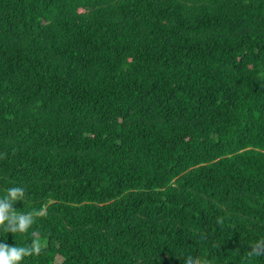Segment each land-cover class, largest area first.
Segmentation results:
<instances>
[{"label": "trees", "instance_id": "16d2710c", "mask_svg": "<svg viewBox=\"0 0 264 264\" xmlns=\"http://www.w3.org/2000/svg\"><path fill=\"white\" fill-rule=\"evenodd\" d=\"M12 187L20 264H264V0H0Z\"/></svg>", "mask_w": 264, "mask_h": 264}, {"label": "clouds", "instance_id": "9594fccd", "mask_svg": "<svg viewBox=\"0 0 264 264\" xmlns=\"http://www.w3.org/2000/svg\"><path fill=\"white\" fill-rule=\"evenodd\" d=\"M24 196L23 187H12L7 190V195L0 199V227L4 232L24 233L34 223L33 213H17L12 208V203L22 200ZM6 221L7 225H5ZM41 251L42 245L38 239H33L31 245L26 247L0 244V264H20L25 256L39 255ZM250 254L264 255V242L256 241L250 249Z\"/></svg>", "mask_w": 264, "mask_h": 264}]
</instances>
